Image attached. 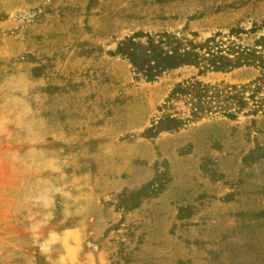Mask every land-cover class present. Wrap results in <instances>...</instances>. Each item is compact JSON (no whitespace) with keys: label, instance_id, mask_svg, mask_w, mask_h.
Masks as SVG:
<instances>
[{"label":"rangeland","instance_id":"rangeland-1","mask_svg":"<svg viewBox=\"0 0 264 264\" xmlns=\"http://www.w3.org/2000/svg\"><path fill=\"white\" fill-rule=\"evenodd\" d=\"M136 32L183 44L221 34L251 64L146 82L111 55ZM192 78L207 86L209 111L192 117L182 96L159 112ZM162 113L185 126L148 138ZM53 164L79 197L70 216L57 197L44 233L69 247L53 259L264 264V0H0V264L25 253L47 264L23 217L37 180L59 179Z\"/></svg>","mask_w":264,"mask_h":264},{"label":"trees","instance_id":"trees-1","mask_svg":"<svg viewBox=\"0 0 264 264\" xmlns=\"http://www.w3.org/2000/svg\"><path fill=\"white\" fill-rule=\"evenodd\" d=\"M140 39H144V44L139 42ZM222 39L221 34H216L202 44L194 41L183 44L176 35L167 32L156 35L136 32L119 41L111 55L125 60L133 76L146 82L157 81L164 75L184 67L201 68L198 71V76H201L204 72H224L251 64L247 58L249 49H244L228 39L226 41ZM206 93L207 86L195 78L177 83L158 111L162 112L163 107L170 100L186 96L194 101L190 115L196 118L202 112L209 111L208 104L204 106ZM224 115L229 118L234 117L230 113ZM184 126V120L175 114L162 113L151 122L146 135L148 138H153L161 132H176ZM120 197L123 199L125 195Z\"/></svg>","mask_w":264,"mask_h":264},{"label":"clouds","instance_id":"clouds-1","mask_svg":"<svg viewBox=\"0 0 264 264\" xmlns=\"http://www.w3.org/2000/svg\"><path fill=\"white\" fill-rule=\"evenodd\" d=\"M28 83L20 87V91L27 93ZM49 170L60 173L58 180L38 179L31 191L32 196L26 198L25 231L30 236V247L37 249L39 255L43 256L47 264H69L70 258L62 255L57 259L52 258L54 247L61 244L65 249L69 247L68 239L56 231H48L45 235L44 229L48 228L55 219L57 197L62 202L63 214L70 216L73 206L79 197L73 194L75 181H69L62 167L55 164L49 166ZM30 201V205L29 202ZM14 255V253L12 254ZM21 259L24 264H36L35 255L23 254Z\"/></svg>","mask_w":264,"mask_h":264}]
</instances>
